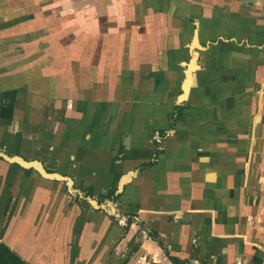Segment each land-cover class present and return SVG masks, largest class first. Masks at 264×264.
Wrapping results in <instances>:
<instances>
[{
    "label": "crops",
    "instance_id": "obj_1",
    "mask_svg": "<svg viewBox=\"0 0 264 264\" xmlns=\"http://www.w3.org/2000/svg\"><path fill=\"white\" fill-rule=\"evenodd\" d=\"M242 1L0 0V241L264 264V0Z\"/></svg>",
    "mask_w": 264,
    "mask_h": 264
},
{
    "label": "trees",
    "instance_id": "obj_2",
    "mask_svg": "<svg viewBox=\"0 0 264 264\" xmlns=\"http://www.w3.org/2000/svg\"><path fill=\"white\" fill-rule=\"evenodd\" d=\"M64 2L66 1H63L62 3ZM70 2L71 0H68V3H66V5L69 4ZM67 7L68 6H66V8ZM0 264H30V263L26 259H24L17 251L12 249L8 244H6L3 241H0Z\"/></svg>",
    "mask_w": 264,
    "mask_h": 264
},
{
    "label": "rangeland",
    "instance_id": "obj_3",
    "mask_svg": "<svg viewBox=\"0 0 264 264\" xmlns=\"http://www.w3.org/2000/svg\"><path fill=\"white\" fill-rule=\"evenodd\" d=\"M214 1H218V2H219L220 0H214ZM243 1H244V0H243ZM243 1H242V2H243ZM254 1H255V0H247L246 2L249 3V2H254ZM262 188H263V187H262ZM263 192H264V188H263ZM263 213H264V210H263ZM6 222H7L6 219H4V220H3V219H0V227L3 228V227H5V226H7V223H6ZM263 222H264V221L262 220V223H263ZM262 223H261V225H263ZM1 224H2V226H1ZM1 235H2V233H1ZM31 236H32V235H31Z\"/></svg>",
    "mask_w": 264,
    "mask_h": 264
},
{
    "label": "water",
    "instance_id": "obj_4",
    "mask_svg": "<svg viewBox=\"0 0 264 264\" xmlns=\"http://www.w3.org/2000/svg\"><path fill=\"white\" fill-rule=\"evenodd\" d=\"M26 164H28V163H26Z\"/></svg>",
    "mask_w": 264,
    "mask_h": 264
}]
</instances>
